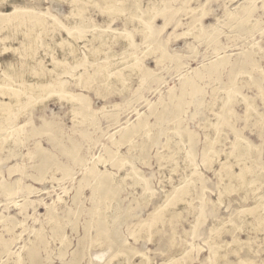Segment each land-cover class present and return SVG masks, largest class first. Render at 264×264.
I'll list each match as a JSON object with an SVG mask.
<instances>
[{"label": "rangeland", "instance_id": "1", "mask_svg": "<svg viewBox=\"0 0 264 264\" xmlns=\"http://www.w3.org/2000/svg\"><path fill=\"white\" fill-rule=\"evenodd\" d=\"M137 1L123 0L108 22L86 0H0V13L15 8L22 22L6 30L0 16V72L12 63L33 83L54 58L69 69L58 80L76 95L51 93L9 125L0 148V264H141L140 253L162 264L185 243H192L186 264H234L238 256L264 264V210L255 219L241 211L264 191V0ZM74 7L105 34L125 28L132 43L111 36L94 54L99 41L78 24ZM156 9L154 16L144 12ZM37 16L44 29H28ZM27 37L32 50L25 49ZM103 62L109 73L121 70L119 80L94 73ZM229 96L233 115H220L216 133L215 113ZM239 153L256 156V193L230 182ZM134 171L148 195L133 184ZM186 174L189 194L165 204L148 229L134 231L131 225L164 204ZM234 236L247 245L231 243ZM217 244L224 258L214 257Z\"/></svg>", "mask_w": 264, "mask_h": 264}, {"label": "bare ground", "instance_id": "2", "mask_svg": "<svg viewBox=\"0 0 264 264\" xmlns=\"http://www.w3.org/2000/svg\"><path fill=\"white\" fill-rule=\"evenodd\" d=\"M93 5L97 6L98 8H102L101 14H106L108 17V22L112 21L114 17L120 13V8H122L121 4L123 0H86ZM137 1V0H136ZM73 2V1H72ZM138 2V1H137ZM137 5V10H138ZM16 9L13 8V10L9 13L2 14L0 13V16L4 17L3 20V28L6 30L12 31L16 27H18L20 22L15 16ZM78 9L74 7L72 9V12L77 14L79 16V25L85 26L88 28V31L91 33L92 39H97L99 41V44L93 48V53L96 54L104 49L105 43L104 41L108 39L111 36H118L121 38L126 44L125 46H129L132 43V37L128 34V31L123 29H117L110 32V34H105L104 30H99L98 26L93 24L92 26H89L84 18L81 17L80 13L77 11ZM155 12H148L145 10L144 12H147L149 16H154L159 9H156ZM143 10H138V13H135L134 16L139 17V13H142ZM133 16V15H131ZM131 18V17H130ZM144 22V21H143ZM28 29H36V30H42L45 27L43 18L41 16H37L35 19L29 20L27 23ZM146 25L145 22L143 23V26ZM29 33V32H28ZM139 33L141 34L142 39H145L147 36V33L144 31V29L140 28ZM187 34V33H184ZM21 35H25L21 33ZM26 36V35H25ZM24 36V37H25ZM31 38V37H30ZM30 38H26L25 42V49L32 50L33 49V43ZM79 38V36L72 35L71 39L76 40ZM95 41V40H94ZM64 41L57 44H63ZM10 47V46H9ZM14 49V47L12 48ZM70 50L71 53H74L76 50V47L70 44ZM149 50V49H148ZM147 50V52H148ZM15 51V50H13ZM1 53V51H0ZM127 55L134 56V53L128 52ZM124 60V57L123 59ZM83 61V59H81ZM104 64H99L96 66L94 73H101L105 76V80L111 78L112 76L116 77L119 80L121 70H116L115 72L109 73L107 71V65L108 62H103ZM128 63V61H127ZM127 63H123V65H126ZM134 67L138 66L137 61H134L131 63ZM14 66V65H13ZM12 66V63L7 64V66L0 72V97H4L3 100L0 99V148L3 147L8 141L6 140L5 136L9 134L10 123L15 119V117L18 116V114L21 113V111H24L26 108L30 106H34V108L39 107L41 102H44L46 99L50 98L51 93H56L57 99L67 98V96L70 97V100H75L76 95L71 93L69 90L65 89L64 81L58 80L60 76H63L68 73L67 66H61L59 65V61L57 59L52 58L51 59V68L48 69L45 73H41V75L36 76V81L33 83H28L24 81L22 78H20L18 75L14 73V69ZM12 71V72H11ZM69 94V95H68ZM8 99V100H6ZM228 106V107H227ZM233 100L229 97H223L221 99V104L219 111L215 113V122L212 124V127L214 131L217 133L218 131V124L217 122L220 121L221 116L223 112L227 111L228 117L233 115ZM251 105L248 104L246 106V114H249L251 112ZM178 133V132H177ZM179 134V133H178ZM238 139L234 142V147H237ZM178 147L176 148L178 151L182 150L183 146L182 141H179ZM181 145V146H180ZM237 149V148H236ZM186 155L183 156V163L185 164L187 159V151H185ZM228 157L232 155V152H229ZM236 163L240 166V170L238 173L229 171V178L230 182L231 179H238L240 180V187L244 190H251L254 191L257 190L255 187L253 188L251 184L255 183V181H259L258 178L261 177V175L256 174L257 168H259V165L256 161V156H250L247 155L245 158L242 154H238V156L234 157ZM250 160V165H245V160ZM122 164V163H121ZM227 166V165H226ZM220 167L225 168V163L220 164ZM132 181L133 184L139 185L141 188V194L142 195H148L150 193V190L145 182L144 178H141L137 171L132 172ZM105 177V176H104ZM103 177V178H104ZM107 177V176H106ZM99 176L98 179L105 180ZM101 180V181H102ZM109 180V179H108ZM190 175L186 174L175 187H172L164 196V204H160L156 207H154L148 215V218L146 219H140L138 222L131 225V228L135 231L137 229H148L151 224L155 221L156 213L165 208V204H167L169 201L173 200V198L177 197L178 199L182 196L189 194L190 192ZM220 179L219 181H221ZM100 182V181H98ZM108 182V181H107ZM192 183V182H191ZM220 183V182H219ZM229 185V186H228ZM231 186V183H228L225 185L222 189H220L219 192V198L222 194H224L229 187ZM256 193V192H255ZM262 193V192H261ZM254 194V193H252ZM258 194V193H257ZM254 194L255 203L253 206H250L248 208L242 209L241 211L244 212V214L251 215L253 219H255V213L261 209L264 210V191L262 194L256 195ZM166 201V203H165ZM116 207V206H115ZM168 212V210H167ZM259 214V213H258ZM257 218V217H256ZM259 218V217H258ZM251 223V222H249ZM249 225V224H248ZM252 225V224H250ZM216 224H213L211 227V232L213 229H215ZM252 228V227H251ZM190 234V233H187ZM191 235V234H190ZM210 237H213V234H211ZM192 238V237H191ZM231 243H235L236 245H243L246 244V242L241 241L237 236H234ZM231 243H224V247H227ZM192 243H185L184 246H182L179 250H177L174 254V256L171 259H167L166 262L162 264H186L184 257L187 254H190L191 251V245ZM234 244V245H235ZM215 253L214 257L217 258H224L225 255L218 254L219 245H215L214 247ZM240 248H237L234 250L235 254L239 255ZM227 254V253H226ZM125 257V256H124ZM123 257V260L125 259ZM140 262L141 264H151V260L144 254L140 253ZM234 264H254V262L247 258V257H241L238 256V261Z\"/></svg>", "mask_w": 264, "mask_h": 264}]
</instances>
